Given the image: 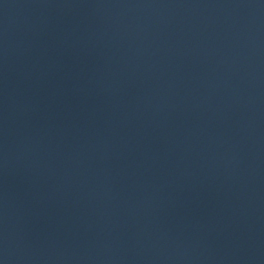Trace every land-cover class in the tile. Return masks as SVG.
I'll return each mask as SVG.
<instances>
[{
    "label": "water",
    "instance_id": "1",
    "mask_svg": "<svg viewBox=\"0 0 264 264\" xmlns=\"http://www.w3.org/2000/svg\"><path fill=\"white\" fill-rule=\"evenodd\" d=\"M0 264H154L96 0H0Z\"/></svg>",
    "mask_w": 264,
    "mask_h": 264
}]
</instances>
